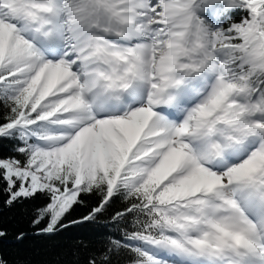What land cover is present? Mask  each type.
<instances>
[{
  "label": "snow or ice",
  "instance_id": "snow-or-ice-1",
  "mask_svg": "<svg viewBox=\"0 0 264 264\" xmlns=\"http://www.w3.org/2000/svg\"><path fill=\"white\" fill-rule=\"evenodd\" d=\"M4 141L33 235L122 204L68 264H264V0H0Z\"/></svg>",
  "mask_w": 264,
  "mask_h": 264
},
{
  "label": "trees",
  "instance_id": "trees-1",
  "mask_svg": "<svg viewBox=\"0 0 264 264\" xmlns=\"http://www.w3.org/2000/svg\"><path fill=\"white\" fill-rule=\"evenodd\" d=\"M10 147L7 141L0 142V153H7ZM2 187L0 183V224L8 229V235L0 240V251H3L10 260L23 261L24 264H68L74 259L72 253L80 248L81 242L92 247L99 246L106 234L113 231L111 228L105 229L102 225L110 223L107 217L111 211L122 207V204L116 201L109 212L98 218L99 223L96 224L73 225L54 236L33 235L34 229L29 225L31 209L40 201L6 207L3 203ZM95 203V196L85 197V204L75 207L69 219H78L87 214ZM20 231L28 235L24 240L17 241L15 237Z\"/></svg>",
  "mask_w": 264,
  "mask_h": 264
}]
</instances>
